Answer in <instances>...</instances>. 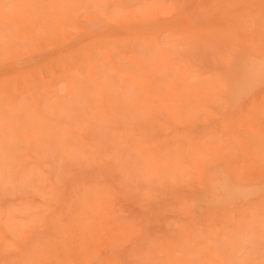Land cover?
I'll return each instance as SVG.
<instances>
[{"label":"rangeland","instance_id":"obj_1","mask_svg":"<svg viewBox=\"0 0 264 264\" xmlns=\"http://www.w3.org/2000/svg\"><path fill=\"white\" fill-rule=\"evenodd\" d=\"M263 58L264 0H0V264H264Z\"/></svg>","mask_w":264,"mask_h":264},{"label":"bare ground","instance_id":"obj_2","mask_svg":"<svg viewBox=\"0 0 264 264\" xmlns=\"http://www.w3.org/2000/svg\"><path fill=\"white\" fill-rule=\"evenodd\" d=\"M241 71L252 78L251 81H234L232 83V88L230 94L233 100H236L237 97L244 94L252 86L258 85L264 79V58L259 61V63L251 60L244 62L241 68ZM232 100V101H233ZM231 101V102H232ZM210 190L213 194V197L217 200L221 199H230L237 195H247V188L244 186H237L232 188L226 181H219L211 183ZM205 202V200H203Z\"/></svg>","mask_w":264,"mask_h":264}]
</instances>
